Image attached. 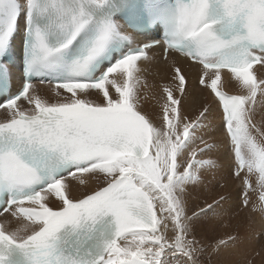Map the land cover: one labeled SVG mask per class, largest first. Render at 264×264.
<instances>
[{
  "label": "snow or ice",
  "instance_id": "6c2138e0",
  "mask_svg": "<svg viewBox=\"0 0 264 264\" xmlns=\"http://www.w3.org/2000/svg\"><path fill=\"white\" fill-rule=\"evenodd\" d=\"M17 41L22 76L13 92ZM157 48L176 82L162 86L160 126L139 95L149 71L142 64ZM181 57L201 66L198 83L222 109L233 173L246 171L241 205L258 191L253 210L264 212V124L256 119L264 79L253 71L264 65V0H0V215L22 225L0 223V264H201L197 229L226 197L189 215L188 187L216 167L199 157L218 145L204 138L212 107L194 118L183 109ZM233 80L242 94L223 90ZM93 181L103 186L71 197L73 184ZM235 240L219 239L212 251Z\"/></svg>",
  "mask_w": 264,
  "mask_h": 264
},
{
  "label": "bare ground",
  "instance_id": "6f19581e",
  "mask_svg": "<svg viewBox=\"0 0 264 264\" xmlns=\"http://www.w3.org/2000/svg\"><path fill=\"white\" fill-rule=\"evenodd\" d=\"M138 43V42H137ZM160 53V49L157 48L155 49V51H153L151 54L152 56L154 57V59L152 60V62L148 63V64H142V67H146L149 69L148 72H145V73H142L141 76L143 78V80H146L147 81V86L145 87L142 83L140 89H139V95L140 96H143V97H147L146 102H150L151 100H153V98H157L159 101H161V99H163V95H162V87L163 85H172L173 88L175 87V83L174 81H172L171 77H172V70H171V65L168 64L167 62L163 61L162 58H161V54ZM175 57H170V59H174ZM180 66L182 68V70L184 71L186 77H187V80H188V95L184 98V102H183V109L185 111V113L189 114L191 117H195V115H197V112L202 108L204 107L205 105L209 104V103H205L203 104L204 102H202L200 99H199V95L201 94V90L200 91H196L194 90L195 86L199 85L198 83V80H199V75H200V67L199 65H192L191 62L189 61H184V59L180 58ZM253 71L256 73L257 75V78L258 79H263L264 78V65H257L254 67ZM222 72V82H223V77L226 75V71L225 70H221ZM260 73V75H258L257 73ZM13 76H14V79H17L19 76H20V72H19V69L18 68H13ZM234 80H233V83L230 87L226 88V89H223L225 91H227V93H230V94H242L241 92V89L239 88V85L238 84H234ZM157 83L158 85L155 86L154 84ZM37 86V90L39 92V94L42 96V97H47L49 98L50 100H54L55 98L52 97L50 91H49V86L48 85H36ZM201 86V85H199ZM198 86V87H199ZM201 88V87H200ZM161 90V91H160ZM203 90H205L204 88L202 89V95H204V92ZM153 91H156V97L155 96V92L153 93ZM196 91V92H195ZM206 93V92H205ZM154 94V96L152 95ZM174 95L176 96H179V93L178 92H175L174 91ZM153 96V97H152ZM203 98V97H202ZM212 98V97H211ZM210 100H213L215 101L216 105L218 106V114L221 112V115H222V109L219 107L217 101H216V98L213 96V98ZM88 99L90 100H96V96L95 95H92V96H89ZM156 99V101H158ZM205 100V98H204ZM155 101V100H154ZM163 102V101H161ZM160 102V103H161ZM206 102V101H205ZM212 104H213V101H212ZM212 104H211V107H212ZM216 105H214L213 107H215ZM160 106V105H159ZM142 107V106H141ZM212 107V108H213ZM215 109V108H214ZM142 110L147 112L143 107H142ZM156 110V109H155ZM155 110H152V114H153V111L155 112L154 115H157L160 111H155ZM220 110V111H219ZM216 112V111H215ZM148 113V112H147ZM150 116L153 117L155 123L157 124V126H160L161 122L160 120H158L157 117L154 118V116L150 113H148ZM199 114V112H198ZM215 114V113H214ZM217 115V113H216ZM220 117V116H219ZM262 118V117H261ZM0 119L1 121L3 120V115L2 113H0ZM222 119V118H221ZM220 119V120H221ZM260 121V120H259ZM158 122H160L158 124ZM264 122V121H263ZM218 124V123H217ZM219 125V124H218ZM218 126H216L217 128ZM219 128V127H218ZM220 131V129H218ZM213 132V131H212ZM218 132V131H217ZM215 135V133H213ZM221 134V133H220ZM219 134V136H220ZM224 134V133H223ZM211 135V134H210ZM209 135V136H210ZM218 135V134H217ZM222 136V139L224 138L223 135ZM226 138V137H225ZM225 138L223 141H225ZM221 142V141H219ZM228 141H226L227 143ZM222 144V143H221ZM229 144V143H228ZM223 145V144H222ZM225 145H223L224 147ZM229 145H227V148H228ZM222 147V146H221ZM222 147V148H223ZM221 148V149H222ZM226 148V147H225ZM219 149V147H218ZM219 149V150H221ZM223 151V152H222ZM225 149L221 150L222 153H224ZM225 152H228V151H225ZM231 152V151H230ZM221 153V154H222ZM231 154V153H230ZM226 154H224L225 156ZM233 155V154H232ZM230 156V155H229ZM223 157V156H222ZM224 160L226 158L223 157ZM227 160H228V157H227ZM225 160V163L226 161ZM230 160V159H229ZM231 161V160H230ZM228 162L227 163H231V162ZM226 163V165H227ZM222 164V163H221ZM224 164H222V167H223ZM225 167V166H224ZM230 167V166H229ZM228 165L227 167H225V169L227 170L228 168ZM223 169V168H222ZM225 169H223V172L225 174H223L222 177H225V176H230L229 172L228 171H225ZM231 170V169H230ZM243 175H242V179L244 177V175L246 174V171L245 172H242ZM204 174V172H203ZM232 174V173H231ZM204 175H202L201 173V177L203 178ZM256 179V177H255ZM226 180V179H225ZM229 180V179H228ZM232 180V179H230ZM238 180V179H237ZM237 182V181H236ZM240 182V181H239ZM238 182V183H239ZM233 183V181H231V183H228V188L226 187V189H222L223 191H221V193L216 196V197H213V199L210 200V202H203L202 201V197H203V182H201L199 185L193 187V186H189L188 187V196H187V202H188V212H189V215L191 214V212L193 210H197L199 207H203L206 203L207 204H212L214 203V201H217L220 199L221 196L223 197H226V200L224 202H221L220 206L216 208V211L220 212V211H229L225 216L223 217H220L218 218L219 220H227V221H230V215L233 213V211L236 209V207H239L238 206V203L235 202V199L238 198L236 197L235 198V195L238 193L236 191H233L234 188L233 185L231 186V184ZM237 183V184H238ZM234 185H236V183H233ZM219 185V184H218ZM240 185V183H239ZM242 185V184H241ZM240 185V186H241ZM99 186H103V183L102 181L101 182H96V181H93V182H90V184L86 187L84 186H79V185H76V184H73V187H72V191H71V197L73 199H79V198H82L86 193L89 194L91 190L99 187ZM238 187V185H237ZM237 187H235L237 189ZM243 187V185H242ZM213 188V187H212ZM96 190V189H95ZM213 190V189H212ZM211 190V191H212ZM242 190V189H241ZM94 191V190H93ZM210 191V190H209ZM243 191V190H242ZM89 192V193H88ZM241 193V192H240ZM208 194L210 193H206L204 199L206 198V196H208ZM212 194V193H211ZM240 195V194H238ZM210 196V195H209ZM213 196V195H212ZM237 196V195H236ZM238 200V199H237ZM51 206V205H50ZM240 208V207H239ZM213 215V214H212ZM254 217H255V214H253ZM261 216V214H259ZM264 215V214H263ZM211 217V216H210ZM257 217V215H256ZM263 217V216H262ZM6 219H10L11 220V223L6 225L7 227H10V228H20L22 227V225L18 224L15 222L14 219H11L8 214L6 213L4 216H3V221L5 222ZM217 219V220H218ZM264 219V218H263ZM257 221V219H256ZM219 223V221H217ZM216 222V223H217ZM225 222V221H224ZM258 222V221H257ZM259 222H260V219H259ZM216 223L213 225H216ZM217 223V224H218ZM221 223V222H220ZM223 223V222H222ZM261 223H263L261 221ZM258 224V223H257ZM212 223H211V219L209 220V224L206 228H198L197 229V239L201 241L202 245L205 247V252L203 254V256L201 257V264H211V262H213V264H218V261H226L227 264H231L228 259H227V254H228V249H224L222 250L219 255H217L216 253H214L212 251V247L215 245L216 241L219 240V239H226L227 235H229V233L232 231L231 228L227 227L228 230H216L214 227H213ZM259 229H261L259 227ZM262 229H264V227H262ZM261 229V230H262ZM212 230V231H211ZM214 231V232H213ZM236 231V230H235ZM234 232V231H233ZM264 232V230L262 231ZM219 233V234H218ZM235 233V232H234ZM233 233V234H234ZM256 233V232H255ZM259 233L258 232V235L255 236L256 237H259ZM169 235H171V231L169 229ZM261 234V233H260ZM219 235H221V237H218ZM236 236L238 235V232H236L235 234ZM263 236V235H262ZM252 236H250L251 238ZM255 237V239H257ZM229 238V237H228ZM245 238V237H244ZM253 238V237H252ZM241 239V238H240ZM263 238H261L260 242H263L262 241ZM258 240V239H257ZM256 240V242H257ZM264 240V239H263ZM253 241V240H252ZM255 241V240H254ZM239 245V244H238ZM252 245V244H251ZM230 246H232V244H230ZM242 246V245H241ZM260 260V259H259Z\"/></svg>",
  "mask_w": 264,
  "mask_h": 264
},
{
  "label": "rangeland",
  "instance_id": "374dc122",
  "mask_svg": "<svg viewBox=\"0 0 264 264\" xmlns=\"http://www.w3.org/2000/svg\"><path fill=\"white\" fill-rule=\"evenodd\" d=\"M257 74L260 75L259 72ZM234 84H236V83L234 82ZM154 85L157 86L158 84L155 83ZM198 86L196 85L195 88H194V90H196L197 92L201 90L200 91L201 94L198 97H199L200 100L201 99L203 100V101L201 100L202 102H204L203 104L209 103L207 105L211 106L212 101H213L212 107L214 105H216L215 101L213 100L214 99L213 98L214 94L211 93V90L208 89V88H205L202 85L199 86V87ZM203 88L205 89V90H203L204 95H202L203 94L202 93V89ZM198 89H200V90H198ZM154 92H155V96H154V94H152V95L154 97H156V91H153V93ZM162 95H163V93H162ZM140 97H141V106L148 113L152 114V110H155V109H156L155 111H157V112L160 111V106L159 105H161L163 103V102H161V101H163V99H161V101H159L157 98H153V100H151L150 102H146L145 97H143V96H140ZM204 98H205V100H204ZM210 98L212 100H210ZM156 99L158 101H156ZM256 107H257V116H256V119H257L258 122H261L262 124H264V122L262 121V118H261V117H264V96H261V94L259 92L257 93V105H256ZM217 108H218L217 105L212 108L213 109V115L211 117V120H212V128L209 129V134H206L204 136V138L206 140H209L211 138L210 139V142L217 143L219 149H221L223 147V145H225L221 150L225 149V151H228V152H225L224 151V153H222L223 151L221 152V150H219L218 147H217L213 152L207 154L206 156L199 157L201 159L211 158L212 160H214L216 162V167L214 169L208 170V171H203L204 174L202 172V175H204L203 178H202V182H203V197H202V201L203 202H210V200L213 199V197L218 196L221 193V191H223L222 189H226V187L228 188V183H231V181H233V183H236V185H234L232 183L231 186L233 185V187H232V188H234L233 191L238 192L236 194L237 196L235 195V198L238 197V198L235 199V202L236 201L240 202V203L236 202V203H238V206L240 205L239 206L240 208L239 207H236V209L233 211V213L229 216L230 219H231L230 221H227L226 219L225 220L224 219L223 220H219L218 219L220 217L225 216L229 211H226V212H224V211H220V212L216 211L215 213H212L213 215L211 214V217H210L211 223L213 225V223L215 224L217 221H219V223L217 222L218 224L216 223V225H213V227L216 230H218V231L219 230H228L227 227H229V228L232 229V231L226 237V239H228V237H235L236 238L235 243H233L232 246H229V248H228V254L226 255L228 261L231 264H264V240H263L264 239V232H262L264 230V229H262V227H264V219H263L264 218V215H263L264 212H262L259 209V207H257L256 210H253V205H259L260 204V202L258 200V191L257 192H250L249 193L250 201H249V204L247 206H242L241 205L242 192H243L242 191L243 190V187H242V185H243V179H242L243 173H241V175L239 177L235 176L234 173H233V169L235 167V161H234V157L232 155V152H230V145L228 144V142L226 143V141H228V140H227V138H225V136L223 134V129L220 127V124H221V120L220 119L222 118V115H221V112L218 114V109L219 108L218 109ZM202 109H203V107L198 112H200ZM198 112H197V115H198ZM216 113H217V115H216ZM154 114H155V112L153 111V114L152 115L154 116V118L157 117V115H154ZM158 120H160V119L158 118ZM160 122H158V124ZM216 126L219 127V128L218 127L217 128L220 129V131L217 130ZM213 133H215V135ZM219 134H220V136H219ZM221 135H223V137L225 138V141H223L224 138L222 139V136ZM219 141H221V142H219ZM262 142H264V141H262ZM227 145H229L228 148H227ZM224 154H226L225 155L226 156L225 160H227V157H228V160H227L228 162L231 160L230 161L231 163H227V161H226L228 167L230 166L227 170L225 169V167H227V165H226L225 160L223 158V157H225ZM221 163L224 164L223 167H222V164ZM222 168L225 169V171H228L229 174H230V176H228V177L227 176L222 177L223 174H225L223 172V169ZM230 179H232V180H230ZM255 180H256L255 179V176H253L252 177L253 187H256ZM238 182L240 183V185L241 184L242 185L240 186ZM237 185H238V187H237ZM235 187H237V189ZM95 189H97V188H95ZM95 189H93V190H95ZM93 190H91V191H93ZM91 191H89V192H91ZM206 193H210V194H208V196H206V198L204 199ZM238 194H240V195H238ZM214 195H216V196H214ZM51 206H54V205H51ZM253 214H255V217H254ZM259 214H261V216ZM256 215H257V217H256ZM256 219H257L258 222L256 221ZM259 219H260V222H259ZM261 221L263 223H261ZM259 227L262 230L259 229ZM236 232H238V235L237 236L235 235ZM258 232L261 233V234L259 233L260 238L259 237H256L258 235ZM255 234H256V236H255ZM250 236H252L253 238L252 237L250 238ZM218 237H221V235H219ZM255 237L258 240L255 239ZM261 238H263L262 239L263 242H260ZM256 240H257V242H256ZM210 263L213 264V262H211V261H210Z\"/></svg>",
  "mask_w": 264,
  "mask_h": 264
}]
</instances>
